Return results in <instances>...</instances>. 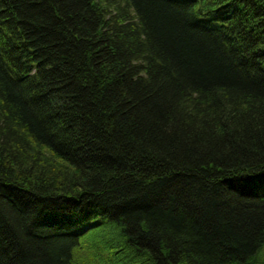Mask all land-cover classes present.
Here are the masks:
<instances>
[{"label": "trees", "instance_id": "16d2710c", "mask_svg": "<svg viewBox=\"0 0 264 264\" xmlns=\"http://www.w3.org/2000/svg\"><path fill=\"white\" fill-rule=\"evenodd\" d=\"M0 264H264V0H0Z\"/></svg>", "mask_w": 264, "mask_h": 264}, {"label": "rangeland", "instance_id": "374dc122", "mask_svg": "<svg viewBox=\"0 0 264 264\" xmlns=\"http://www.w3.org/2000/svg\"><path fill=\"white\" fill-rule=\"evenodd\" d=\"M87 238H88V237H87ZM84 245H86V246H87L88 244H86V243L84 242ZM85 251H86V250H85ZM88 255H90V254H88Z\"/></svg>", "mask_w": 264, "mask_h": 264}]
</instances>
